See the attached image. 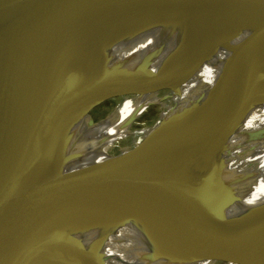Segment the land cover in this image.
I'll use <instances>...</instances> for the list:
<instances>
[{"label": "bare ground", "instance_id": "6f19581e", "mask_svg": "<svg viewBox=\"0 0 264 264\" xmlns=\"http://www.w3.org/2000/svg\"><path fill=\"white\" fill-rule=\"evenodd\" d=\"M35 1L20 0L6 5L0 11V27L5 28L0 32V61L6 62L14 58L19 40L41 30L43 25H37V20L46 23L60 19L58 15L63 13L62 9L55 5H44L31 10L28 21L20 20L7 27L5 19L19 9L33 5ZM57 1L60 6L67 0ZM69 1V5H72L73 2L88 3L93 0ZM126 1L128 0H115L112 3L119 5L126 4ZM142 8L147 10V7ZM101 14L97 15V20H84L74 26L73 34L79 40L74 53L65 56L64 60L56 64H44L32 73L36 83L32 88L34 91L28 95V100L35 103L38 97L45 98L44 108L47 113L43 111L41 114L42 135L48 134L47 123L59 96L64 99L66 110L73 107L81 110L65 125H61L64 117L62 110L61 113L56 111L59 119L55 117L52 120L51 127L63 128L62 135L70 143L68 151L58 153L50 164L54 173L84 189L96 192L109 190L113 186H120L114 182L116 177L111 176L117 171L115 169L118 166L114 160L118 154L122 152L131 157L137 155L145 159L141 167L131 171L141 176L138 183H130V177L127 176L128 181L121 186L130 185L133 189L153 194L171 184L182 169H185L186 164V159L173 162L174 159L165 157L163 151L156 149V144L160 145L164 140L155 138L171 135V139H174L182 131L192 129L195 119L203 114L198 106L201 109L204 105L207 109L209 107L215 88L220 82L222 68L229 59L228 52L255 29L260 31V57L264 69V0H252V13L248 16L215 11L183 12L164 8L148 9L143 13L118 19H105ZM204 16L207 17L205 23L202 21ZM219 19L229 22L220 34L221 45L216 50L219 54L209 58L196 74L189 76L188 60L192 54L191 49L207 45L211 36L209 25ZM230 35V40L225 41ZM61 36L67 37H45L46 41L41 43ZM85 42L102 47L119 46L121 50L118 55L132 60V65H108L101 52H96L91 57L82 49ZM5 48H13V52L4 50ZM59 69H63V72L60 73ZM124 70L144 72L138 76L123 78L120 71ZM169 72L173 78L165 85L156 83L157 85H147V89L143 88L149 74L160 76ZM53 83L56 84L53 90L47 92V88ZM257 91L260 96L256 112L218 153L216 163L221 157H226L233 167H249L264 158V146L256 151L257 157L252 155L248 159L243 158L253 149L257 140L264 136V81L258 85ZM24 97L25 94L20 98V104L18 100L14 103L18 105L14 106L18 115L15 117L18 121L22 119L34 125L31 114L25 111L28 105L24 104ZM69 99H72V103ZM13 112L8 113L7 110L0 114V149L6 147L7 142H16L20 138L19 131L13 127L16 121L9 119ZM115 149H119L120 153L116 154ZM153 152L159 153V156L154 157ZM82 165L85 167L78 171L75 169ZM255 166L249 168L255 169ZM150 174L158 177L149 178ZM250 189V192H238L219 205L210 223L201 233V238L204 237L193 245L188 255L177 256L170 243L142 218L109 207L80 221L78 218L70 219L66 228L86 241L90 248L104 251L105 264H217L218 260L200 255V249L209 243V239L217 243L221 236L219 233L225 227H244L264 220V186L255 184ZM110 213L115 215L110 217ZM259 244H264V238L257 237L247 248L248 251L242 249L234 263L224 264H253L256 253H260L261 258L264 257V249L258 251ZM204 250L208 251V245ZM258 263L264 264V259Z\"/></svg>", "mask_w": 264, "mask_h": 264}, {"label": "water", "instance_id": "95a60500", "mask_svg": "<svg viewBox=\"0 0 264 264\" xmlns=\"http://www.w3.org/2000/svg\"><path fill=\"white\" fill-rule=\"evenodd\" d=\"M18 1L20 0H0V11L6 5ZM57 2L36 0L33 5H27L5 19L8 27L20 20L28 21V13L40 6L55 5L63 10L57 21L45 23L37 20V25H43L41 30L19 40L14 58L6 62L0 61V95L4 91L0 97V114L7 110L8 113L14 111L9 119L16 121L13 127L19 131L20 136L18 141L7 142L6 147L0 149V264H105V252L90 248L86 241L66 228V223L73 218H78L79 221L89 218L107 207L136 215L148 222L170 243L177 256L190 254L193 245L204 237L201 238V233L222 202L240 191L250 192V187L255 184L264 186V158L255 163L256 166L249 165L255 166V169L233 167L226 157H221L217 163L215 161L218 153L253 117L258 107L260 94L257 89L264 81L259 29L249 32L228 52L229 59L222 68L220 82L215 88L209 107L207 109L204 105L201 109L198 106L203 114L195 119L192 129L182 131L174 139H171V135L155 138L164 140L162 144H156V149L163 151L165 157L174 159L173 162L186 159L185 169H182L180 175L171 184L153 194L133 189L130 185L121 186L128 181L127 176L130 177V183H138L141 176L131 171L141 167L145 160L144 157L125 156L121 152L114 160L118 166L115 169L117 171L111 174L116 177L114 182L120 186L96 192L76 186L51 170L50 164L57 154L63 150L65 153L70 146L69 141L62 135L63 128L51 127L52 120L55 117L59 119L56 111H63L61 125H65L81 110L77 107L66 110L64 99L59 96L47 123L48 134L42 135L41 114L43 111L47 113L44 108L46 101L44 97H38L35 103L28 100V95L34 91L32 88L36 83L32 73L44 64H56L64 60L65 56L74 53L79 41L73 34L77 23L97 20V15L102 12L105 19H118L143 13L153 6L149 5L147 10H143L138 0H129L126 4L119 5L108 0H94L90 2L93 5L87 2H73L69 5L70 1L67 0L59 6ZM103 3L107 4L101 5ZM164 9L198 13L215 11L248 16L252 13V0H170ZM202 19L205 23L207 17ZM228 24L229 22L221 19L212 22L209 25L211 36L207 45L191 49L192 54L188 60L189 76L196 74L209 58L219 54L216 50L221 45L220 34ZM4 29L0 27V32ZM60 35L67 37L61 36L41 43L46 41L45 37ZM232 35L224 40L229 41ZM35 43L38 44L24 54ZM4 50L13 52V48ZM59 72H63V69H59ZM120 72L123 78H130L141 75L144 71ZM171 77L173 78L171 72L160 76L149 74L143 88L147 89V85L152 84L165 85L171 81ZM23 94L24 104L28 105L25 111L31 114L34 125L22 119L18 121L15 117L18 115L14 106L18 105L14 103L18 100L20 104ZM69 102L72 103V99ZM263 141L264 136L257 140L253 149L243 158L248 159L252 155L257 157L256 151L264 146ZM58 150L60 151L57 152ZM155 152L154 157L159 156ZM86 166L93 169L91 165ZM82 167L85 165L75 169L78 171ZM148 177L155 179L158 176L150 174ZM113 215L115 214L110 213L109 216ZM263 223L264 220L244 227H225L220 231L221 236L217 243L210 241L208 237L209 243L200 249L201 257L218 259L245 232L261 231ZM253 233L246 245L250 246L257 237L264 238V235ZM205 241H202L203 244ZM207 245L206 252L204 249ZM262 249L264 244H259L258 251ZM262 259L264 257L261 258L260 253H256L253 264H259Z\"/></svg>", "mask_w": 264, "mask_h": 264}, {"label": "rangeland", "instance_id": "374dc122", "mask_svg": "<svg viewBox=\"0 0 264 264\" xmlns=\"http://www.w3.org/2000/svg\"><path fill=\"white\" fill-rule=\"evenodd\" d=\"M103 1L104 0H102V2ZM108 1H112L113 2L115 0H108ZM169 1L170 0H138V4L141 7H148L149 5H152L154 9H160V8H165L167 6V4L169 3ZM90 2L92 3V2H94V0L90 1ZM90 2H88L87 4L93 5ZM105 4H107V3H103L101 5H105ZM82 49L86 52V54H88L91 57L96 52H101L102 55H103V59L106 61V63L108 65H111V66H114V67H117V66L129 67V66L132 65V60L120 57L118 55V53L121 50V48L119 46L102 47L101 45H98V44H95V43H92V42H85V43L82 44ZM55 85L56 84L53 83V85L48 87L47 88V92L52 91ZM98 120H100V119H98ZM114 152L116 154L120 153L119 149H115ZM253 232H256L255 234L259 233L260 235H264V226H262L261 231H251L250 233L248 231V232H245L244 234H242L240 236V239L237 240V242L235 243L234 246L228 247L226 252H225V254H223L221 257L216 259V260H218L217 264H224L226 262L234 263L236 258H238L240 256L239 253L242 251V249L245 248V250H246L249 247V245H246L245 243L249 242V239H251L252 235H254ZM254 262H256V261L254 260Z\"/></svg>", "mask_w": 264, "mask_h": 264}]
</instances>
